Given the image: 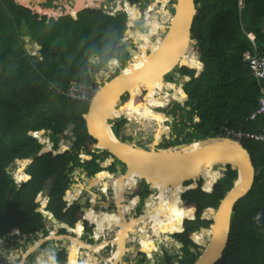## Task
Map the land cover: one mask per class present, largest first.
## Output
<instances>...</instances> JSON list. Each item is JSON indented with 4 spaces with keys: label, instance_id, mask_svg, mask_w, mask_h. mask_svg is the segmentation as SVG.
<instances>
[{
    "label": "trees",
    "instance_id": "obj_1",
    "mask_svg": "<svg viewBox=\"0 0 264 264\" xmlns=\"http://www.w3.org/2000/svg\"><path fill=\"white\" fill-rule=\"evenodd\" d=\"M195 2L200 8L192 34L199 42L201 56L200 65H196V54L189 51L194 57L190 65H196L193 67L199 71L202 67L203 71L195 75L194 70H185L192 75L185 87L186 93L200 119L197 124L200 133L193 137H214L224 128L247 134L264 131V116L250 120L258 108L263 84L257 82L248 66V59L255 52L264 56V0ZM127 25L125 16H105L96 11L83 13L77 20L64 17L47 23L45 18L33 15L13 0H0V237L19 223L23 226L21 214L28 210L31 198L40 189V181L35 179L17 192L14 181L6 172L14 160L29 158L42 149L34 133L51 131L53 149H56L58 135L74 125L75 150L85 146L90 151L89 144H97L89 137L83 119L89 102H72L58 95L55 88L66 89L72 82L86 83L92 89V98L98 89L94 77L97 73L112 59L124 66L125 60L135 56V49L120 43ZM134 33H127L126 39L132 38ZM27 36L42 47L41 59L26 52L23 37ZM92 55L99 57L100 62L93 65L90 74L88 60ZM178 92L181 94L180 90ZM153 93L157 94L154 86ZM141 95L140 92L132 95L131 103L121 107L123 113L131 114L127 115L128 121L135 118L131 120L135 124L158 131L162 126L154 124H161L163 116L153 113L151 108L136 106L134 98ZM147 97L153 103L161 100L160 96L158 99L152 96V88ZM166 104H152L151 107ZM121 127L119 124L116 135ZM242 143L251 154L255 181L250 192L234 206L229 242L223 258L216 264H264V144L253 139H244ZM39 164L40 158L34 165ZM202 175L203 185L201 181H188L184 183L185 192L181 194L180 189L177 198L175 191L162 193L160 190L159 195H155V202L163 209L149 206L152 203L149 198L144 211L150 212L147 216L152 218L143 217L141 224L147 232L154 230L156 224L166 231L164 217L168 215L162 217L159 212L171 211L169 234L179 233L176 237L180 242L191 248L197 247L193 233L212 226L211 221L201 220L203 211L219 206L232 187L236 172L227 167L223 174L205 169ZM210 214L212 212L207 211L205 218ZM90 216L95 219L92 214ZM182 226L185 228L183 233ZM22 231L26 232V229ZM197 238L203 245L206 232L198 233ZM72 264H77L73 257Z\"/></svg>",
    "mask_w": 264,
    "mask_h": 264
},
{
    "label": "flooded vegetation",
    "instance_id": "obj_2",
    "mask_svg": "<svg viewBox=\"0 0 264 264\" xmlns=\"http://www.w3.org/2000/svg\"><path fill=\"white\" fill-rule=\"evenodd\" d=\"M175 4L176 0H45L39 2L41 7L53 10L59 9L63 14L72 12L80 5L83 10L76 15L77 19L79 15L87 14L90 11H96L111 17L125 16L128 25L120 43L129 49H135L133 50L135 56L132 57L140 58L149 53L151 45L149 48L144 46L142 42H137L134 35L132 38L126 39V34L139 31L148 35L149 41L152 43L159 44L168 32L170 23L169 18L167 25H164L162 18L166 13L169 16L174 15ZM154 14L157 15V23L160 24L158 27L159 40L158 35H152V29L149 27L150 25L148 26L149 16ZM146 16H148L147 19ZM65 17H71V15ZM61 18L64 17L59 19ZM45 19L47 23H50L51 20H59L47 17ZM150 21H153V19L150 18ZM130 60L131 56L128 60H125L124 66L120 63L121 67H125ZM99 62L100 59L98 60L96 57V64ZM191 62L192 59L186 58L181 66L177 65L163 76L165 82L162 87L163 92L155 97L156 99L159 96L161 97L159 102L153 103L147 97L146 94L152 87L148 84H142L143 95L134 98L136 106L151 108L153 113L163 116L165 119V122L162 121L161 124L164 123V127L168 129V132L158 136L159 144L154 147L155 149L174 147L177 144H188L193 140H200L193 137L194 134L200 133L197 131V124L200 119L195 115V105L186 93L185 88L187 83L192 80V75L186 73V68L194 70L195 75L201 72L198 68L193 67L196 65L191 66ZM198 64L200 65V57ZM118 71L119 69L112 74V77ZM179 90L181 94L178 92ZM131 99L132 96L129 94L123 96L122 107L127 106ZM160 103L167 104L151 107L152 104ZM121 113L124 114L123 111ZM124 115L126 118L120 117L109 120L110 127L114 135L120 140L132 141L135 139L134 134L131 133L132 135L128 137L125 133L129 129L128 126L132 124L131 120L135 118L128 121L126 114ZM119 124H122V127L116 135L115 132ZM69 130L71 135L66 132L58 135L59 143L56 149H53L52 132L46 131L44 134L48 135L43 138L46 142H42L41 137L37 140L42 145V149L29 158H24L28 161L26 167L23 163L16 161L24 159H16L6 169L7 174L16 185L17 192L24 189L25 183L35 179L40 181V189L31 198L32 203L28 210L21 214L20 219H22L23 226L19 223V226L12 228L10 232L0 237V264H50L51 262L70 264L72 263V257H76L75 247L80 244L73 243V240L77 241V239H79L78 242L97 247L92 252L81 244L77 246V257L75 259L77 264H194L200 254L198 252L200 245L195 240L194 243L197 247L191 248L180 242L176 237L178 233H175L172 234L173 238L178 243L183 244V247L177 246L174 241L170 246L159 245L157 239L154 240L158 245L155 247L153 243L155 230L149 229V232H147V229L142 225L138 226V221L141 219V222H143V216H147L143 214L145 213L144 207L152 194L149 185L145 181L140 182L137 179L133 181H128L126 178L122 179V176L126 175L127 166L114 155L103 150L95 139L97 144L91 142L89 144V147L91 146L90 151L85 149V146L83 149L75 150L73 129L71 130L70 127ZM65 138L71 140L70 146L59 149L61 140ZM154 140L155 138L150 139L151 143ZM136 143L141 146L140 139ZM141 147L145 148L146 146ZM146 149L148 150V148ZM38 158H40V164L34 165ZM17 164H22L23 168V171L19 174ZM96 168H98V171L92 173V170ZM100 176H103V178H99ZM96 178L100 181H96ZM115 182L117 183L116 188L113 185ZM106 185L108 186L106 187ZM153 196L155 200V195ZM153 196L151 199H153ZM159 206L155 202L152 208ZM130 207H132V211ZM122 211L128 212L123 214L121 218L119 213ZM96 213L97 221L92 219L91 216L89 217V214L95 215ZM100 213L118 214L119 224L114 227L112 225L114 219L112 217L104 219ZM133 218L136 220H133ZM131 222L132 225H130ZM134 223H136L135 226H133ZM126 226L129 227L131 232L141 235L142 239L138 235L135 236L127 231L125 241L123 239V242L120 241L123 228ZM132 227L137 228V230ZM23 229H26V232H23ZM166 234L168 235L166 238H169V230ZM127 240H129V243ZM69 247H71V250H69ZM150 249L152 250L150 251ZM191 249H194L195 253ZM188 251L193 256L189 255ZM117 255L121 259H118ZM194 257L195 259L191 261Z\"/></svg>",
    "mask_w": 264,
    "mask_h": 264
},
{
    "label": "water",
    "instance_id": "obj_3",
    "mask_svg": "<svg viewBox=\"0 0 264 264\" xmlns=\"http://www.w3.org/2000/svg\"><path fill=\"white\" fill-rule=\"evenodd\" d=\"M13 1L16 5L30 10L33 15L40 18L47 17L57 20L60 17L71 15L74 20H77L76 15L83 10L78 5L72 12L63 14L58 10L34 5V0ZM44 1L39 0L40 3ZM199 8L200 5L196 4L195 0H176L175 13L170 15L168 32L155 50L149 49V53L142 58L132 57L125 67H121L118 60L112 59L111 61H115L117 65L113 70L108 68L102 73L103 80L100 79L101 71L97 73L94 77L98 89L89 102L88 111L83 115V119L89 136L95 139L103 150L111 153L127 166L126 175L122 176V179L145 181L152 192L149 197L156 194L158 196L161 187H173L180 184L182 189L180 193L183 194L185 192L184 183L188 181H201L203 185L205 179L202 173L205 169H211L215 174L219 172L223 174L227 172V167H230L232 171L236 172L232 187L226 192L219 206L216 209L207 208L203 211L201 220L211 221L212 226L200 228L199 231L193 233V235L199 232L207 234L206 242L198 248L200 254L194 264H216L223 258L229 242L234 206L250 192L255 181L254 164L245 144L228 136L217 135L193 140L188 144L182 143L174 147L155 149L154 147L159 144L157 141L155 146H151L150 143L144 148L137 145L135 139L122 141L117 138L109 123V120L116 118H111L112 115L108 116L109 110L122 107V98L126 94L132 96L133 92L139 91L143 95L142 84L165 85L163 76L177 65L181 66L184 63L185 53L190 51L196 54L199 61L201 48L198 46V40L192 34L194 19L199 16ZM30 40V37L25 38L27 42ZM30 48L28 45L25 46L28 54ZM36 50L41 57L42 47L37 45ZM97 59L100 58L97 57ZM88 63L89 72L92 74L96 56L92 55ZM135 63L139 64L138 67H134ZM117 69H119L118 73L112 77ZM202 71L203 68H201ZM108 126L111 136L106 131ZM73 128L74 125L71 126V130ZM41 133L44 134L46 131L42 130ZM125 135L128 137L132 135L129 129ZM155 142L156 140L152 143ZM16 161L28 163L25 159ZM207 211L212 212L209 218H205ZM133 220L136 219L133 218ZM127 228V226L123 228V234ZM184 230L185 228L182 226V232ZM123 234L120 241L124 237ZM169 238L177 246L183 247V244L178 243L172 235H169ZM80 243L91 250L92 246L84 242ZM191 251L195 253L194 249Z\"/></svg>",
    "mask_w": 264,
    "mask_h": 264
},
{
    "label": "bare ground",
    "instance_id": "obj_4",
    "mask_svg": "<svg viewBox=\"0 0 264 264\" xmlns=\"http://www.w3.org/2000/svg\"><path fill=\"white\" fill-rule=\"evenodd\" d=\"M159 14V13H158ZM165 15H167L168 16V14L166 13ZM150 18H152L153 19V21H150ZM157 15L156 14H154V15H152V16H149V21H148V26L149 27H151V28H156V27H158L159 26V24L157 23ZM135 33H138V32H135ZM138 34H140V33H138ZM146 39H147V36H144ZM157 48V46L153 49V50H155ZM193 59V57H191L190 56V53L189 52H187V53H185V55H184V58H183V60H184V62H185V59ZM197 61H198V59H197ZM198 64V63H197ZM196 64V65H197ZM116 62L114 61V62H110L109 63V69L110 70H113L115 67H116ZM138 63H135L134 64V67H138ZM153 86H154V88H155V90H156V92H157V94H159V93H162L163 92V86L164 85H162V84H155V85H152V87L151 88H153ZM168 92V91H167ZM135 93H139V91H135V92H133V94L132 95H134ZM165 93V92H164ZM153 96H155V94L153 93ZM116 110L117 109H112V110H109V112H108V116L109 115H114V114H116ZM119 110L122 112L123 111V109L122 108H119ZM127 115H131V114H126V116ZM136 115H138V114H136ZM111 116V117H112ZM160 119H162V121L164 120V118H160ZM132 124H135L134 122H131ZM149 123H151V122H149ZM152 124H154V123H152ZM135 125H137V124H135ZM154 125H160V124H154ZM132 126V125H131ZM140 126V125H139ZM129 127V126H128ZM142 127V126H141ZM131 128V127H130ZM142 129L143 130H145V131H147L148 129H146V128H144V127H142ZM107 133H109V135L111 136V132H110V127L108 126L107 127ZM144 131V132H145ZM164 131V128H162V129H159L158 131H153V135H154V137H155V140H156V142L155 143H152V145L151 146H155L156 145V143H157V141H158V136L162 133ZM147 136V135H146ZM18 163H23L24 165H25V167H26V165H27V162L26 161H20V162H18ZM18 165V167H19V172H18V174L19 173H21L22 171H23V168H22V164H17ZM211 170V169H210ZM212 171V170H211ZM213 172V171H212ZM17 174V175H18ZM106 176V175H105ZM117 176V175H116ZM99 178H103V176H100ZM128 181H130V178H126ZM87 180V179H86ZM95 181V180H94ZM96 181H100L99 179H97L96 178ZM90 182V181H89ZM92 182V181H91ZM105 182V181H104ZM93 183V182H92ZM90 184V183H89ZM101 185V184H100ZM103 185V184H102ZM114 186H115V188H116V186H117V183L115 182L114 184H113ZM97 186V185H96ZM98 186H99V184H98ZM108 185H106V187H107ZM90 187V186H89ZM101 187H103V186H101ZM110 187V186H109ZM78 188V187H77ZM90 189V188H89ZM180 189H181V186H180V184H177V185H174V187H166V188H163V187H161L160 188V190L162 191V193H168V192H170V191H175V193H176V198H177V195H178V193H179V191H180ZM110 190V189H109ZM108 191V190H107ZM117 194H118V192H117ZM119 196V195H118ZM172 196V195H171ZM97 198V197H96ZM151 198H152V196H151ZM176 198H175V201H176ZM171 201H172V197H171ZM175 201H174V203H175ZM174 205V204H173ZM164 209H166V208H164ZM128 211H122V212H120L119 213V215H120V217L122 218L123 217V214H125V213H127ZM131 214V213H130ZM92 215H94V214H92ZM100 215L101 216H103L104 217V219H108L109 217H112L113 219H114V221H112V225L115 227V225H117V224H119V222H118V214H115V213H103V214H101L100 213ZM211 215V214H210ZM162 216V215H161ZM94 218H95V220L97 221V213L93 216ZM143 217H150V216H143ZM151 218V217H150ZM164 220H166V222H167V226H166V231L165 230H163L161 227H160V225H154V230H155V234H154V236H153V243H154V245L155 246H158L157 244H156V242L154 241L155 239H157V240H159V242H158V244L160 245V244H169V243H174L170 238H166L167 240L165 241L164 239V236L163 235H166V236H168L167 234H166V232L168 233V228H169V225L171 224V218H169V221L167 220V219H165L164 218ZM126 225V224H125ZM130 225H132V222L130 223ZM136 225V223H134V225L133 226H135ZM128 227V226H127ZM133 228V227H132ZM120 229V228H119ZM129 229V227L126 229V231H125V233H124V238H123V241H125V239L127 238V234H126V232L127 231H129L128 230ZM134 230H137V228H133ZM131 232V231H130ZM117 233V232H116ZM133 235H138L139 236V238H141L142 239V236L141 235H139V234H136V233H133V232H131ZM199 233H201V232H199ZM106 234V233H105ZM198 234V233H197ZM197 234H195V236H194V238H195V240H197L198 238H197ZM109 236V235H108ZM132 236V235H131ZM132 238V237H131ZM164 238V239H163ZM134 239H135V237H134ZM63 240V239H62ZM71 240V239H70ZM107 240V239H106ZM119 240V239H118ZM199 240V239H198ZM72 241V240H71ZM79 241V239H77V241L76 240H73V243H76V244H79L80 242H78ZM63 242V241H62ZM127 242L129 243V240H127ZM107 243V242H106ZM82 246H84V244H82V243H80ZM79 244V245H80ZM170 244V245H171ZM166 245V246H167ZM202 245V244H201ZM78 246V245H77ZM77 246H76V248H77ZM91 246V245H90ZM160 247V246H159ZM180 247V246H179ZM96 248L97 247H92L91 248V251L92 252H94L95 250H96ZM145 248V247H144ZM171 248V247H170ZM115 249H116V247H115ZM69 250H71V247H69ZM99 250V249H98ZM132 251V250H131ZM110 256V255H109ZM118 256V255H117ZM124 256V255H123ZM76 257H77V253H76ZM45 259V258H44ZM103 259V258H102ZM110 259V258H109ZM118 259H121L119 256H118ZM104 260H106V259H104ZM108 261H110V260H108ZM123 262V261H122ZM45 263V262H44ZM102 263V262H101ZM50 264H55L54 262H51Z\"/></svg>",
    "mask_w": 264,
    "mask_h": 264
},
{
    "label": "built area",
    "instance_id": "obj_5",
    "mask_svg": "<svg viewBox=\"0 0 264 264\" xmlns=\"http://www.w3.org/2000/svg\"><path fill=\"white\" fill-rule=\"evenodd\" d=\"M251 40L254 41V38H251ZM248 66L257 82L259 84H263L261 87L258 108L250 116V120L253 121L259 116H264V56L258 52H255L254 55L249 57ZM52 89H54V87H52ZM55 91L58 95L65 97L72 102L85 103L90 101L92 89L86 83L72 82L66 89L55 88ZM222 134L240 142H242L244 139H253L254 141L264 144V131L256 134H247L241 131L235 132L228 128H224Z\"/></svg>",
    "mask_w": 264,
    "mask_h": 264
},
{
    "label": "rangeland",
    "instance_id": "obj_6",
    "mask_svg": "<svg viewBox=\"0 0 264 264\" xmlns=\"http://www.w3.org/2000/svg\"><path fill=\"white\" fill-rule=\"evenodd\" d=\"M34 5H39V0H34ZM58 11H61V10H59V9H57ZM147 13H148V11H147ZM148 18V16H146V19ZM170 18V16L168 15H164V17L162 18V21H163V23H164V25L167 23V21H168V19ZM167 25V24H166ZM159 26H160V24H159ZM158 26V27H159ZM158 27H156V28H151L152 29V35H158V40H159V36H160V34H158ZM137 36V37H136ZM144 36H147V39L144 37ZM27 37H29V36H27ZM25 38L26 37H23V41H24V45L26 46V45H28V46H30L31 48H30V53H29V55L30 56H35V57H37V58H39V59H41V57L39 56V54H38V51L36 50V44L33 42V41H25ZM137 38V39H136ZM134 39L137 41V42H142V44L144 45V46H146V47H149L150 48V45L152 46H154V47H156L157 46V44L158 43H156V44H154V43H152L151 41H149V36L148 35H145V34H138V33H134ZM111 62H113V61H111ZM198 63V62H197ZM109 68V63L107 64V66L103 69V70H101V75H100V79L101 80H103V76H102V73L104 72V71H106L107 69ZM153 91V90H152ZM153 93V92H152ZM153 95V94H152ZM157 94H155V96H156ZM181 101H182V99H181ZM120 117H125V115L124 114H122L121 113V111L119 110V109H117L116 110V114H114L113 116H112V118H116V119H118V118H120ZM126 118V117H125ZM128 120V119H127ZM163 122H165V119L163 120ZM132 125V126H131ZM163 128H164V131L161 133V134H167V132H168V129L167 128H165L164 127V123L163 124H160ZM131 127V128H130ZM129 130L131 131V133H133L134 134V137H135V142H137L138 141V139H140V145L141 146H148L150 143H151V141H150V139H152V138H155L154 137V133H153V131H151L150 129L149 130H147V131H145V130H143L142 129V127L141 126H139V125H135V124H130V126H129ZM145 131V132H144ZM42 132V130L40 131V133H37V134H35V137H36V139H39L40 137H41V139H42V142H46L43 138H45L48 134H42L41 133ZM66 133H68L69 135H71V133H70V130H67L66 131ZM153 133V134H152ZM45 135V136H44ZM68 135V136H69ZM147 135V136H146ZM143 138V139H142ZM142 139V140H141ZM70 141L71 140H69V139H67V138H65V139H63V140H61V142H60V148L59 149H64L65 147H69L70 145ZM159 141V140H158ZM150 145H152V143L150 144ZM45 147V146H44ZM156 147V146H155ZM11 170V169H10ZM155 204V200H154V196H153V199H152V203L149 205V206H153ZM161 209H163L161 206H159ZM122 208H125V207H122ZM127 210V209H126ZM150 212H146L145 214H143V215H147V214H149ZM159 214L160 215H162V217H164L163 215L164 214H166V215H168V217H164L165 219H167L168 221H169V216L170 215H172V213H171V211H167V210H162V211H160L159 212ZM170 214V215H169ZM141 222V219H140V221H138V226H140L141 224H142V222ZM200 235V234H199ZM164 236V238L166 239V235H163ZM195 236V235H194ZM201 237V236H200ZM201 239H202V237H201ZM197 241V243H198V245H200L201 246V242L197 239L196 240ZM141 243H143V242H141ZM170 244L171 243H169L168 244V246H170ZM167 245V244H166ZM152 249H150V251H151ZM92 259V258H91Z\"/></svg>",
    "mask_w": 264,
    "mask_h": 264
},
{
    "label": "clouds",
    "instance_id": "obj_7",
    "mask_svg": "<svg viewBox=\"0 0 264 264\" xmlns=\"http://www.w3.org/2000/svg\"><path fill=\"white\" fill-rule=\"evenodd\" d=\"M36 45H37V44H36ZM110 62H111V61H110ZM110 62H109V63H110ZM91 99H92V98H91ZM91 99H90V101H91ZM90 101H89V102H90ZM44 131H45V130H44ZM39 132H40V131H39ZM39 132H36V133H34V134H33V135H34V137H35V134H37V133H39ZM42 134H43V133H42ZM219 135L225 136V135H223L222 133H221V134H219ZM35 138H36V137H35ZM37 140H38V139H37ZM241 143H242V142H241ZM182 233H183V232H182ZM178 234H179V233H178Z\"/></svg>",
    "mask_w": 264,
    "mask_h": 264
},
{
    "label": "crops",
    "instance_id": "obj_8",
    "mask_svg": "<svg viewBox=\"0 0 264 264\" xmlns=\"http://www.w3.org/2000/svg\"><path fill=\"white\" fill-rule=\"evenodd\" d=\"M132 207H130V209H131ZM131 211H132V209H131ZM78 235H79V233H78ZM78 246H80V245H78ZM156 247V246H155ZM78 248V247H77ZM77 248L75 247V252L77 253ZM75 259H76V257H75ZM70 264H72V263H70Z\"/></svg>",
    "mask_w": 264,
    "mask_h": 264
}]
</instances>
